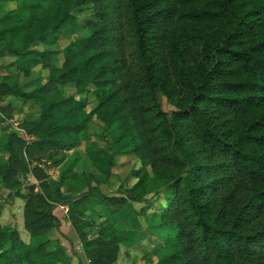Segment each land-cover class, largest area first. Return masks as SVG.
Instances as JSON below:
<instances>
[{"label":"trees","instance_id":"1","mask_svg":"<svg viewBox=\"0 0 264 264\" xmlns=\"http://www.w3.org/2000/svg\"><path fill=\"white\" fill-rule=\"evenodd\" d=\"M80 29L87 35L55 47ZM7 56L17 71L0 80V101H34L40 114L23 120L30 141L7 134L9 157L0 159V185L27 190L19 197L30 234L26 242L0 227V264H71L49 235L64 219L91 264H114L120 242L145 237L132 230L128 208L152 206L150 194L165 204L146 213L149 263L264 264V0H0ZM36 67L48 69L47 80L28 90L21 74ZM68 86L75 92L65 95ZM95 113L110 126L116 155L133 152L142 163L121 196L89 176L72 193L74 162L58 179L40 165L48 156L58 166L56 153L79 144ZM23 173L39 183L19 182ZM61 204L69 206L63 217Z\"/></svg>","mask_w":264,"mask_h":264},{"label":"rangeland","instance_id":"2","mask_svg":"<svg viewBox=\"0 0 264 264\" xmlns=\"http://www.w3.org/2000/svg\"><path fill=\"white\" fill-rule=\"evenodd\" d=\"M15 7L14 3H10L7 9ZM85 14L80 15V23ZM87 35L85 29H80L76 33L70 34L65 32L61 37L59 43L55 46L57 49H62L72 40L78 37H84ZM14 60V57L7 56L4 59L0 58V80L7 75L16 72V67L10 64ZM57 64L62 63V55L56 60ZM49 72L48 69L41 67L34 68L33 72L29 76L21 74V81L28 90L34 89L40 84H44L47 80ZM62 92L67 95L75 92V88L68 86L61 88ZM98 94L101 92L90 95L89 109H92L98 102ZM163 109L170 111L172 106L168 103L166 97H161ZM2 108L1 115L3 120H0V159L8 158L9 153L8 147V133L16 134L26 140L30 141L33 137L27 133L22 127L23 120L26 116H39L40 108L38 103L34 101H23L20 98L9 96L3 101H0ZM6 108L7 110H3ZM116 149V151H115ZM119 148H115L111 129L108 123L99 116L98 113L92 115L91 120L88 122L86 130L81 134L79 144L72 149H61L56 153V159H61L58 166H54L52 160L45 157L41 160L40 165L43 167L49 177L58 179L66 171L67 166L74 162L72 170L68 171V176L73 177L72 183L86 184L88 176L94 178L93 184H97L96 180H100L101 189L110 196H121V185L127 181L126 186H132L136 181L137 177L134 176V171L142 167L140 159L133 153H121L116 155ZM115 151V152H114ZM114 155V164L110 163L111 156ZM116 155V156H115ZM55 164V163H54ZM116 164V165H115ZM110 168V169H108ZM109 172V173H108ZM111 172V175H109ZM82 178H76L82 176ZM19 182H27V184H38L39 180L36 179L32 173H23L18 176ZM21 184V183H20ZM71 185V184H70ZM71 188V192H79L77 187ZM65 190L69 189V185L65 186ZM19 190L27 192L26 188L19 187V183L10 187L5 184L0 185V227L11 226L19 230L23 240L28 242L30 240V234L24 227V207L25 199L19 197ZM38 190V188H36ZM149 202L152 204L150 207H145L146 204L130 201L131 207L128 210L133 216L132 230H137L138 234L145 235L136 242L133 246H127L126 242H120V252L117 261L114 264H151L149 259L152 258L156 261V257L152 255V242L151 237H154L151 233H147V229L150 226L146 220V213L159 211L162 204H165L162 194L148 195ZM63 205V204H61ZM66 206V205H65ZM69 208V206L67 205ZM60 210V211H59ZM56 213L62 212L63 214L68 213L59 207ZM97 210H100L98 207ZM96 210V211H97ZM92 211V209H91ZM90 213V211H89ZM90 215V214H89ZM91 216L98 217L97 214L91 213ZM100 220V219H99ZM102 221V220H100ZM70 223V222H69ZM157 223H155L156 225ZM71 228V224L69 225ZM51 240L56 243L57 238H54V230L49 233ZM79 240V239H78ZM77 241V240H76ZM80 242V240H79ZM81 243V242H80ZM80 243L77 244L80 247ZM82 251V248H80ZM83 252V251H82Z\"/></svg>","mask_w":264,"mask_h":264},{"label":"crops","instance_id":"3","mask_svg":"<svg viewBox=\"0 0 264 264\" xmlns=\"http://www.w3.org/2000/svg\"><path fill=\"white\" fill-rule=\"evenodd\" d=\"M63 215L64 214L61 212L59 216L63 217ZM69 225L70 223L64 219L61 221L60 228L54 230L55 235L53 236L58 240L56 241V244H62L66 247L67 252L71 257V264H89L84 253L80 250V247L77 246L79 240L75 231Z\"/></svg>","mask_w":264,"mask_h":264},{"label":"built area","instance_id":"4","mask_svg":"<svg viewBox=\"0 0 264 264\" xmlns=\"http://www.w3.org/2000/svg\"><path fill=\"white\" fill-rule=\"evenodd\" d=\"M61 206V209L62 210H65L66 212L69 210V208L67 207V205L65 206L64 204L63 205H60ZM67 214V213H66ZM80 243V242H79ZM80 248H82V244L80 243ZM87 262L89 263V264H91L90 263V261L89 260H87Z\"/></svg>","mask_w":264,"mask_h":264}]
</instances>
